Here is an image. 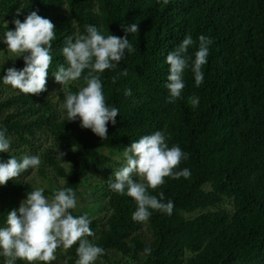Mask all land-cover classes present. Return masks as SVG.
Here are the masks:
<instances>
[{"label": "trees", "instance_id": "1", "mask_svg": "<svg viewBox=\"0 0 264 264\" xmlns=\"http://www.w3.org/2000/svg\"><path fill=\"white\" fill-rule=\"evenodd\" d=\"M19 8L21 21L38 9L55 24L56 38L46 91L13 89L0 99V126L8 129L11 154L39 153L42 161L30 182L24 175L32 169L0 186V226L28 191L40 187L39 179L51 186L44 188L46 197L60 187H71L80 197L91 172L113 176L114 160L105 150L121 154L132 140L163 130L169 146L189 154L175 169L188 168V178L165 177L164 184L150 189L174 202L172 214L152 210L147 234L143 223L132 220L134 200L111 191L108 180L97 184L89 195L102 192L105 201L95 205L92 212L101 215L90 225L97 233L93 242L105 250L98 258L108 264H264V0H0V33L7 25L14 30ZM129 23L139 26L127 34L135 51L101 76L106 103L119 109L117 123L109 122L108 138L102 140L78 120L61 119L64 94L52 72L64 63L60 49L68 35L93 24L104 35L123 37L122 24ZM201 34L213 40L204 82L196 87L186 70L182 97L169 103L166 55L186 35L198 46ZM13 66L24 67L23 58L0 75ZM125 68L128 75L114 83ZM4 86L0 82V89ZM68 87L75 92L78 83ZM192 96L199 97L196 107ZM43 138L53 141L55 151L43 148ZM0 157L8 159L9 153ZM78 243L66 249L65 264H75Z\"/></svg>", "mask_w": 264, "mask_h": 264}, {"label": "clouds", "instance_id": "2", "mask_svg": "<svg viewBox=\"0 0 264 264\" xmlns=\"http://www.w3.org/2000/svg\"><path fill=\"white\" fill-rule=\"evenodd\" d=\"M22 8L17 9L12 20L14 30L6 23L7 30L0 33V43L5 44L7 52L15 57L11 58L13 61L22 57L24 67L7 68L6 74L0 75V82L24 94H39L46 91L56 26L49 18L39 15L38 9L30 11L21 21ZM122 27L126 33L123 37L104 35L102 29L93 24H86L84 33L77 31L68 35L60 49L64 63L52 72L64 94L60 105L61 119L78 120L81 128L90 129L102 140L108 138L109 122L117 123L119 109L106 103L101 76L106 70L117 69L120 61L135 51L127 34H135L139 28L137 23L122 24ZM198 40L197 46L193 37L186 35L166 55L165 87L169 103L182 97L186 70L190 69L193 74L196 87L204 82L203 66L208 63L213 40L204 34L199 35ZM190 48L196 50L190 53ZM127 75L125 68L113 77V82ZM74 82L78 83L75 92L68 87ZM124 94L131 96V89H125ZM189 100L193 107L199 105L198 96L189 97ZM169 139L163 130H156L132 140L121 153V166L114 169L108 180L111 191L134 200V222H146L152 210L171 215L174 202L170 199L165 202L162 191L153 195L150 189L164 184L165 177L186 179L191 174L188 168L175 170L189 154L177 144L169 146ZM11 145L8 129L0 126V153H9L8 159L0 157V186L29 169H37L42 163L39 155L11 154ZM63 155L58 152L57 158L63 159ZM44 192L43 187L33 188L17 208L7 212L4 224L0 226V264H17V261L51 264L56 259L58 247L69 249L77 242L75 264H95L105 250L89 239L94 233L88 213L73 214L79 199L76 192L71 187L57 188L48 197ZM151 252L150 247L144 249L146 255Z\"/></svg>", "mask_w": 264, "mask_h": 264}, {"label": "rangeland", "instance_id": "3", "mask_svg": "<svg viewBox=\"0 0 264 264\" xmlns=\"http://www.w3.org/2000/svg\"><path fill=\"white\" fill-rule=\"evenodd\" d=\"M11 58H14V56H12L11 54L7 52V46L3 43L2 44L0 43V65L4 64L3 69L12 63L13 60ZM12 93H13V88L10 85H5L3 88L0 89V99L2 100L8 97L9 95H12ZM46 147L55 151L54 143L53 141L49 140V138H46V139L43 138V148H46ZM104 153L111 156L112 159L114 160V163L110 165V168H112L114 172V169L119 168L123 162L121 154H117V153L111 154L107 150H105ZM37 155H39V153ZM38 168L35 170H32V172L29 175H24V181L30 182L31 179L35 175H37ZM111 177L112 175L106 172L101 176L93 172L90 173L89 177L85 181V184L81 188L83 195L78 197L79 198L78 206L75 209L77 213L81 215L85 212L88 213L91 221L94 219H97L101 215L100 212L98 211L92 212V210H94L95 205H102V206L105 205V201H103L101 198L102 192H97L98 195L93 198L90 197L89 193L94 190L97 184H101L105 182L106 180H109ZM59 183L62 184L63 182L59 181ZM36 185L43 187V188L51 187L49 184V181L44 180V179H39V182L36 183ZM142 227H143V231L149 234L146 222H143ZM96 237H97V233H94V236L89 237V239L94 241ZM65 251L66 249H63L60 247L57 248L55 252L56 259L53 261L54 264H65V261H64ZM95 264H108V263L98 258Z\"/></svg>", "mask_w": 264, "mask_h": 264}]
</instances>
